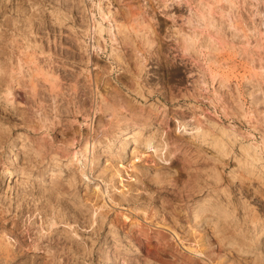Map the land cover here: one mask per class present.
I'll return each mask as SVG.
<instances>
[{
    "label": "rangeland",
    "instance_id": "374dc122",
    "mask_svg": "<svg viewBox=\"0 0 264 264\" xmlns=\"http://www.w3.org/2000/svg\"><path fill=\"white\" fill-rule=\"evenodd\" d=\"M0 264H264V0H0Z\"/></svg>",
    "mask_w": 264,
    "mask_h": 264
}]
</instances>
